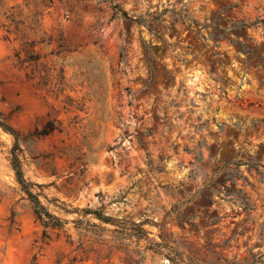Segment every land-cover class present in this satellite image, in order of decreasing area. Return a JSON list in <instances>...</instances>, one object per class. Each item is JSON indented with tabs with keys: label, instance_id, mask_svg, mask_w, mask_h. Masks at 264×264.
Returning a JSON list of instances; mask_svg holds the SVG:
<instances>
[{
	"label": "rangeland",
	"instance_id": "374dc122",
	"mask_svg": "<svg viewBox=\"0 0 264 264\" xmlns=\"http://www.w3.org/2000/svg\"><path fill=\"white\" fill-rule=\"evenodd\" d=\"M0 123V264H264V0H0Z\"/></svg>",
	"mask_w": 264,
	"mask_h": 264
},
{
	"label": "trees",
	"instance_id": "16d2710c",
	"mask_svg": "<svg viewBox=\"0 0 264 264\" xmlns=\"http://www.w3.org/2000/svg\"><path fill=\"white\" fill-rule=\"evenodd\" d=\"M123 17L124 18H128L126 16L125 13H122ZM1 127L3 129H5L6 131L10 132L14 137L15 139L17 138V135L11 130L9 129L7 126L1 124ZM15 149H17V146L15 145V147L13 148L12 150V157H11V164H12V168L15 172V177H16V180L17 182L23 187V188H26L28 184L25 183L24 179H23V175H22V172H21V168H20V162L17 158V155L15 154ZM33 209H34V212L36 213V215L38 216V218L40 219L41 223L47 227L49 226V223L47 221H45L44 218H47V219H51L55 222H58V219H56L55 217H53L52 215L48 214L44 208L39 205L38 201L36 199L33 200Z\"/></svg>",
	"mask_w": 264,
	"mask_h": 264
}]
</instances>
